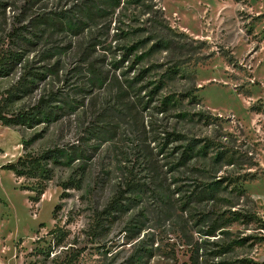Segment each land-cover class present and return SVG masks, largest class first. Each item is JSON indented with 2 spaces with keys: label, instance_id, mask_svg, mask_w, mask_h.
I'll return each mask as SVG.
<instances>
[{
  "label": "rangeland",
  "instance_id": "rangeland-1",
  "mask_svg": "<svg viewBox=\"0 0 264 264\" xmlns=\"http://www.w3.org/2000/svg\"><path fill=\"white\" fill-rule=\"evenodd\" d=\"M15 28L24 63L0 78V99L31 69L13 110L53 98L54 114L0 125V264L43 262L31 254L48 244L35 242L55 229L51 258L74 247L78 264H189L197 248L200 264H264L252 245L264 231L243 218L264 221V0H0V46ZM34 136V153L72 157L40 199L2 168ZM134 178L146 188L98 230L96 213ZM71 179L79 189L62 187ZM213 182L219 200L189 203ZM219 244L241 245L217 257Z\"/></svg>",
  "mask_w": 264,
  "mask_h": 264
},
{
  "label": "trees",
  "instance_id": "trees-1",
  "mask_svg": "<svg viewBox=\"0 0 264 264\" xmlns=\"http://www.w3.org/2000/svg\"><path fill=\"white\" fill-rule=\"evenodd\" d=\"M30 1V0H29ZM42 18H37L41 20ZM70 23V22H69ZM26 28H15L13 34L9 36L8 44H3L0 46V78L7 77L11 75L15 68L22 66L24 63V50L22 46L23 30ZM163 43V42H161ZM131 52V50H128ZM147 71H144L145 74ZM29 77L34 79L38 78L37 74L29 71L27 75L21 77L18 88L16 90H11L6 93V96L1 97L0 99V125L8 128L13 127H25L32 128L35 125H38L40 120L50 121L54 112H52L51 102L53 98L47 100L45 98L40 99L39 104L32 108L31 110L19 109L14 111L12 105L14 103L17 91H24L26 93L29 90V87L34 84L35 80H30ZM30 80V81H29ZM153 94V93H152ZM123 97V96H121ZM37 140V137L34 136L30 140L24 141L23 155L13 163L3 166V169L11 171L17 179H27L34 182V184L26 189L27 191L34 192L37 194L36 199H40L44 195L45 191L48 189V183L54 180L55 170L60 165H65L67 162L72 160V157L66 151L54 148L42 153H34L31 150V145ZM189 158L187 153H184L182 163ZM185 164V163H184ZM254 167H257V164H252ZM135 179V178H134ZM256 177L253 176L251 180H255ZM80 181L69 180L67 183L63 184L62 187L66 190L71 188L79 189ZM221 182H213L210 184L200 183L195 193L192 197H189L190 201H200V203L205 202L206 200L215 201L219 200L218 193L222 189ZM233 185V184H232ZM142 187H145V184H142L138 179L129 180L124 191H120L108 204L106 208L102 211L96 213V226L99 230L100 228L105 227V221L109 220L111 217L115 216L117 212H122L124 210L125 202L129 200V196L137 191H140ZM235 191H238V194L242 197H248L247 189L243 184H236ZM193 198V199H192ZM35 199V200H36ZM193 203V202H192ZM255 204V202H253ZM256 205V204H255ZM60 208L57 206L55 212ZM245 221L251 224H255L257 229L264 231V221L259 217L258 213L245 214ZM226 219V218H225ZM223 217L218 216L215 219L213 227L211 228L210 233L215 234L216 231L223 228L222 226ZM43 227V226H42ZM48 236H51L53 239L47 241L45 238H40L35 242V244H48L46 247L37 248L34 253L31 254L32 257L43 258V262L36 264H78L79 259L82 255L81 250H76L74 247H69L66 252H61L60 254L54 255L52 258V251L54 247H61L64 244L63 236L57 234L56 229L48 233ZM255 246H260L264 243V237H254L252 238ZM242 243V242H241ZM241 244H219V252H217V257L228 254V249L234 248V246ZM65 247V246H64ZM199 248L190 256L189 264H200ZM208 262H206L207 264ZM213 264H259L253 258L237 260V262H228L222 261L220 263Z\"/></svg>",
  "mask_w": 264,
  "mask_h": 264
}]
</instances>
